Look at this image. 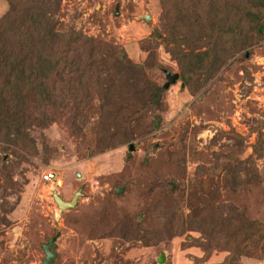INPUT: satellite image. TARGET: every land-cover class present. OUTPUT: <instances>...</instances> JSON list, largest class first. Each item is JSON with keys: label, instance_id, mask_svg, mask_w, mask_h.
Listing matches in <instances>:
<instances>
[{"label": "rangeland", "instance_id": "374dc122", "mask_svg": "<svg viewBox=\"0 0 264 264\" xmlns=\"http://www.w3.org/2000/svg\"><path fill=\"white\" fill-rule=\"evenodd\" d=\"M173 1L59 0L54 16L133 63L150 57L143 76L160 88L161 69L180 70L161 40ZM6 7L0 0V15ZM262 33L199 89L203 71L160 89L130 140H105L109 117L92 115L72 134L52 122L28 130L29 143L0 142V264H42L53 235L52 264H264ZM243 159L248 169L226 170ZM76 188L77 204L60 210L51 193L68 200Z\"/></svg>", "mask_w": 264, "mask_h": 264}, {"label": "trees", "instance_id": "16d2710c", "mask_svg": "<svg viewBox=\"0 0 264 264\" xmlns=\"http://www.w3.org/2000/svg\"><path fill=\"white\" fill-rule=\"evenodd\" d=\"M5 1L0 15V142L29 143L28 130L52 122L64 124L72 134L92 115L97 121L109 117L105 140H130L143 111L161 103L160 88L143 76L151 58L144 65L133 63L110 51L103 39L59 23L54 16L59 0ZM169 11L163 15V52L179 60L184 86L203 71L196 89L264 31V0H174ZM202 22L204 29L198 25ZM240 23L248 24L245 31L237 28ZM172 34L179 40L174 46L169 45ZM153 121L143 127L152 128ZM245 162L234 160L226 170L237 176L248 169Z\"/></svg>", "mask_w": 264, "mask_h": 264}, {"label": "water", "instance_id": "95a60500", "mask_svg": "<svg viewBox=\"0 0 264 264\" xmlns=\"http://www.w3.org/2000/svg\"><path fill=\"white\" fill-rule=\"evenodd\" d=\"M114 12H117V8L115 6ZM144 20H148V17L145 16ZM161 71L164 74V82L160 85V89H167L169 88L168 86L170 85V83L174 82L175 80H177L178 78V73L176 71L174 72H169L165 69H161ZM180 86H182V84H180ZM129 149H133V143H129L128 145ZM81 195V192L79 190V188L72 194V196L70 197L69 200H63V198L56 193L55 191H53L51 193V197L53 199V201H55L57 207L61 210H67L70 208H73L76 204H77V196ZM54 240H55V235L51 236L50 238L47 239L46 243H43L41 245L42 251L44 253V259L42 260V264H52L53 260L55 258L56 253L51 250V248L54 246ZM161 257L160 256V261H161Z\"/></svg>", "mask_w": 264, "mask_h": 264}, {"label": "built area", "instance_id": "2783aa9c", "mask_svg": "<svg viewBox=\"0 0 264 264\" xmlns=\"http://www.w3.org/2000/svg\"><path fill=\"white\" fill-rule=\"evenodd\" d=\"M55 177L54 169H48L42 174V178L45 181H50L52 178Z\"/></svg>", "mask_w": 264, "mask_h": 264}, {"label": "crops", "instance_id": "0c3cea01", "mask_svg": "<svg viewBox=\"0 0 264 264\" xmlns=\"http://www.w3.org/2000/svg\"><path fill=\"white\" fill-rule=\"evenodd\" d=\"M252 262H254V261H252L250 259H244V260H242V262L240 264H251ZM252 264H261V263L260 262H254Z\"/></svg>", "mask_w": 264, "mask_h": 264}, {"label": "flooded vegetation", "instance_id": "af4514ba", "mask_svg": "<svg viewBox=\"0 0 264 264\" xmlns=\"http://www.w3.org/2000/svg\"><path fill=\"white\" fill-rule=\"evenodd\" d=\"M55 175H56V174H55ZM77 189H78V188H76V190H77ZM76 190H74V191L71 193V196H72V194H73ZM79 190H80V188H79ZM71 196H70V197H71ZM70 197H69V199H70ZM77 197H78V196H77ZM69 199H68V200H69Z\"/></svg>", "mask_w": 264, "mask_h": 264}]
</instances>
